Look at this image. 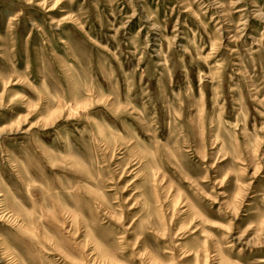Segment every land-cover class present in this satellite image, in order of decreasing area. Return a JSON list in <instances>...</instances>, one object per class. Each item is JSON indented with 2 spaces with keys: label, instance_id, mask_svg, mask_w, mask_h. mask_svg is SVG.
<instances>
[{
  "label": "rangeland",
  "instance_id": "obj_1",
  "mask_svg": "<svg viewBox=\"0 0 264 264\" xmlns=\"http://www.w3.org/2000/svg\"><path fill=\"white\" fill-rule=\"evenodd\" d=\"M0 264H264V0H0Z\"/></svg>",
  "mask_w": 264,
  "mask_h": 264
}]
</instances>
